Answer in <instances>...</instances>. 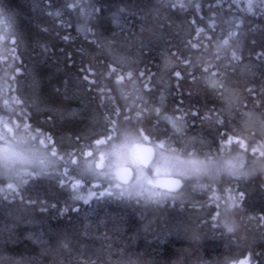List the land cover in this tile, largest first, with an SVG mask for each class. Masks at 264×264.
<instances>
[{"label":"trees","instance_id":"trees-1","mask_svg":"<svg viewBox=\"0 0 264 264\" xmlns=\"http://www.w3.org/2000/svg\"><path fill=\"white\" fill-rule=\"evenodd\" d=\"M0 17V117L61 162L0 178V264H264V0H0ZM129 136L256 166L216 177L218 199L196 177L149 201L80 175Z\"/></svg>","mask_w":264,"mask_h":264},{"label":"rangeland","instance_id":"rangeland-1","mask_svg":"<svg viewBox=\"0 0 264 264\" xmlns=\"http://www.w3.org/2000/svg\"><path fill=\"white\" fill-rule=\"evenodd\" d=\"M4 33L5 24L0 17V47L4 40L2 37ZM2 66V68L6 67L4 64H2ZM5 87L4 80L0 79V92H2ZM143 142V140L136 142L134 137H127L126 141L124 140L122 143L111 147V157L107 166H105L104 163L101 164L96 157L94 161L95 166L81 170L80 175L89 178L92 177L91 180H93L95 176V180L93 183L91 181V185L94 186L95 181H97L96 185L100 190L105 189L109 192L115 189L117 194L140 196L149 201L171 200L175 197L169 193L157 190L154 187L153 182L157 176L179 175V177L184 179L196 177L197 179H195V181L201 179L204 183H189L187 184L188 189L190 191L196 188L200 189L198 185H201V189H206L207 192L212 191L209 195L210 197L218 199L219 193L216 195L215 191L217 187L214 186V179H216V177L220 175L231 177L239 176L247 171H251L256 166L254 162L249 161V159H246L244 156H241L240 153L232 149L228 152L218 154L214 159H201L202 161H222L224 162L223 168H216L215 170L192 168L189 167V165L194 164L195 161L190 159H177L171 156L170 153L156 148L153 162L147 169H142L144 176L139 181V187L120 185L117 181V176L118 171L124 165H130L134 170V177L136 176L137 165L130 159H127L126 163L125 160L130 150ZM43 145V139L40 138L38 132L24 130L23 127L16 128V125H11L10 121L2 120L0 117V178L9 180L6 184L14 185L16 181H20L26 174H37L40 172L51 173L57 170L56 168H58L61 163L60 156H53L45 150ZM154 146L156 147L157 145ZM4 149H7L6 156L3 151ZM161 161L164 163L162 164ZM165 164L168 166H165ZM112 180H114V182ZM148 181H151V184H149ZM136 183L135 179L131 182L133 185ZM8 185L4 188H8ZM223 193L224 197L232 204V194L226 190ZM85 194L86 193L83 195ZM245 264H248V262Z\"/></svg>","mask_w":264,"mask_h":264},{"label":"snow or ice","instance_id":"snow-or-ice-1","mask_svg":"<svg viewBox=\"0 0 264 264\" xmlns=\"http://www.w3.org/2000/svg\"><path fill=\"white\" fill-rule=\"evenodd\" d=\"M249 11H251V8H249ZM180 74L178 73L177 76H179ZM85 79H87V77H85ZM170 120V118H168ZM171 122V121H170ZM223 123V122H221ZM145 135V139L146 140H149V136L147 134H144ZM238 144H242L243 142L241 140L237 141ZM4 153H5V156L7 154V149H4L3 150ZM53 155H56V152L53 151ZM90 155V154H89ZM127 159H130L134 164L137 165V172H136V176L133 177L132 176V173L131 171H126L124 173V175L122 176V179L126 182H130L132 179H135L136 180V184H131L129 183V186L130 187H139V181L140 179L144 176V172H143V166L144 165H147L148 164V158H147V155L145 154V152L143 151V149H141L140 147H134L130 150L129 154H128V157L126 158L125 160V163L127 162ZM68 174H75V176L77 177V183H80L81 181H85L86 182V179L81 177L80 175H78L77 171L75 169L72 170V173H66V175ZM149 184H151V181H148ZM9 189H12L14 188L13 185L9 184L7 186ZM110 195V193H109ZM242 195V194H241ZM76 200H82L85 204L88 203V199L83 197V196H78V197H75Z\"/></svg>","mask_w":264,"mask_h":264},{"label":"water","instance_id":"water-1","mask_svg":"<svg viewBox=\"0 0 264 264\" xmlns=\"http://www.w3.org/2000/svg\"><path fill=\"white\" fill-rule=\"evenodd\" d=\"M138 147H140L141 149L144 148H148L150 151L149 152H145V154L147 155L148 158V164L144 165L143 168H147L153 161L154 156H155V148L152 144L150 143H143L141 145H139ZM131 171L132 176H133V169L130 165H124L119 171H118V182L120 184H128L129 182H126L122 179V176L124 175V173L126 171ZM183 185V180L176 175H161V176H157L154 179V186L157 189H160L162 191H166V192H177L178 190L181 189Z\"/></svg>","mask_w":264,"mask_h":264},{"label":"clouds","instance_id":"clouds-1","mask_svg":"<svg viewBox=\"0 0 264 264\" xmlns=\"http://www.w3.org/2000/svg\"><path fill=\"white\" fill-rule=\"evenodd\" d=\"M144 152H149L150 150L148 148L143 149ZM188 159L195 161L194 164L189 165V167L192 168H200V169H209V170H215L216 168H223L224 162L222 161H202L201 158L197 156L189 157ZM163 164L164 162L161 161ZM165 166H168L165 164Z\"/></svg>","mask_w":264,"mask_h":264}]
</instances>
